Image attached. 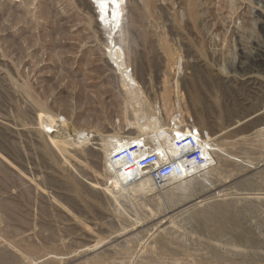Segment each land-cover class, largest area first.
Returning a JSON list of instances; mask_svg holds the SVG:
<instances>
[{"label":"rangeland","instance_id":"374dc122","mask_svg":"<svg viewBox=\"0 0 264 264\" xmlns=\"http://www.w3.org/2000/svg\"><path fill=\"white\" fill-rule=\"evenodd\" d=\"M95 1L0 0V264H264V46L250 14L235 0H127L116 66ZM177 104L215 167L144 191L116 183L104 146Z\"/></svg>","mask_w":264,"mask_h":264},{"label":"built area","instance_id":"2783aa9c","mask_svg":"<svg viewBox=\"0 0 264 264\" xmlns=\"http://www.w3.org/2000/svg\"><path fill=\"white\" fill-rule=\"evenodd\" d=\"M235 9L237 16L250 14L255 25L256 44L264 46L257 33L259 29L264 33V0H235ZM128 74L127 77H132ZM131 86L136 87V84L131 82ZM91 139V135L84 133L70 141L83 144ZM108 163L122 184H134L148 177L158 188L172 179H185L199 171L213 169L216 157L208 133L203 132L196 119L177 104L165 123L117 143Z\"/></svg>","mask_w":264,"mask_h":264},{"label":"bare ground","instance_id":"6f19581e","mask_svg":"<svg viewBox=\"0 0 264 264\" xmlns=\"http://www.w3.org/2000/svg\"><path fill=\"white\" fill-rule=\"evenodd\" d=\"M127 2V0H96L93 4H95V6H93V9H95V14H96V22L101 25L103 28H104V31L107 32L109 34V43H108V47L110 48V52H109V56H110V59L111 60H114V63L116 64V66H123V58H124V52L122 51V49H120L119 47H117L115 41H114V33H113V30H115L119 24H121V26L123 25L121 22V20L119 19V14L121 13V8L123 5H125ZM125 3V4H124ZM124 20V19H123ZM121 21V22H120ZM111 41V42H110ZM110 45V46H109ZM109 60V58H108ZM121 68V67H120ZM180 70V69H179ZM131 82L136 84L135 83V80H133L132 77H127L124 81L126 87H128L130 90H133L132 86H131ZM139 89V88H138ZM138 89H134V90H138ZM143 94V93H142ZM134 95V94H132ZM136 96V95H134ZM142 98V97H141ZM143 101V100H142ZM131 104V103H130ZM148 107V106H147ZM141 108V107H140ZM144 114V113H143ZM156 114V113H155ZM155 116V115H154ZM153 116V117H154ZM141 117V116H140ZM145 117V116H144ZM151 116H147V119L145 122L146 125L142 126L140 125V122L138 121L137 123H134V124H129L131 127L135 126V128H137L138 130H141L143 131V128L146 127V128H154L156 125L160 124L158 122V120L156 118H150ZM140 120V119H139ZM143 120V118H142ZM152 120V122H151ZM144 122V124H145ZM143 123V121H142ZM55 124V123H54ZM56 124H58V128H60L61 131L65 132L66 134H68V136H70V133L72 132H69L72 130V128H68L66 127V130L65 128L63 127L64 125H62V123L59 121L57 122ZM55 124V125H56ZM149 124V125H148ZM67 126V125H66ZM75 133V132H74ZM76 135V138H79L80 136H82L83 134H77L75 133ZM257 136V135H256ZM72 137V136H71ZM115 138V137H114ZM117 141V143H121L122 142V138L121 139H115ZM105 141V140H104ZM116 141H114V139L112 141H108L109 143H107L105 146H104V150L106 151L105 155L106 156H110V154H108V151L110 153V151H114L116 148H117V143ZM62 142V141H61ZM65 142V141H64ZM88 142V141H87ZM78 142H75V144L77 145ZM221 149V148H220ZM104 151V152H105ZM106 169V168H105ZM107 169L111 172H113V168L111 166L110 163H107ZM184 178H176V179H172L170 180V182H174V181H179V180H182ZM186 179V178H185ZM117 181V182H116ZM116 183H121L120 180H118L116 178ZM113 182V181H112ZM136 186H138L140 188V191L141 190H146L148 188H151L153 187L152 186V182L149 180L148 177H144L142 178L141 180L138 181V183L136 184ZM136 186L134 188H136ZM138 189V188H137ZM156 189V188H154ZM152 189V190H154ZM109 190V189H108ZM139 190V189H138ZM149 190V189H148Z\"/></svg>","mask_w":264,"mask_h":264},{"label":"water","instance_id":"95a60500","mask_svg":"<svg viewBox=\"0 0 264 264\" xmlns=\"http://www.w3.org/2000/svg\"><path fill=\"white\" fill-rule=\"evenodd\" d=\"M263 111H264V110H263ZM263 111H259V112L256 113V114H251V115L247 116V118H244V120L242 121V123H244V122H248V121H250V120L256 118L257 116L261 115V113H263Z\"/></svg>","mask_w":264,"mask_h":264}]
</instances>
